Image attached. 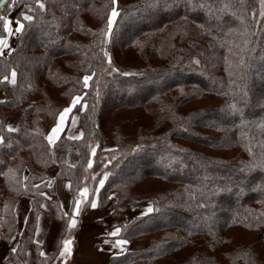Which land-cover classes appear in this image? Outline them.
<instances>
[{
  "label": "trees",
  "instance_id": "16d2710c",
  "mask_svg": "<svg viewBox=\"0 0 264 264\" xmlns=\"http://www.w3.org/2000/svg\"><path fill=\"white\" fill-rule=\"evenodd\" d=\"M41 2L44 9L36 0H16L11 10L12 0L0 5V14L15 20L21 12L33 16L23 21L9 53L0 55V243L12 239L17 201L30 202L28 225L8 260L22 264L28 249L40 251L33 242L37 215L48 214L61 225L54 253L62 247L71 212L64 217L53 199L52 170L56 180L69 183L74 207L79 189H88V160L97 155L91 149L112 143L117 150L108 153L118 155L134 140L136 151L119 155L114 171H100L84 205L90 208L99 179L108 172L97 208L106 206L112 192L118 194V213L146 201L154 208L121 222L119 237L136 247L110 264H264L260 0H208L216 8L233 5L227 13L217 12L220 19L183 4L149 8L148 0ZM112 7L119 16L104 44ZM85 75L92 77L88 89ZM77 96L84 99L69 119L78 116L80 139L63 135L51 146V128ZM233 102L242 114L227 110ZM10 121L15 132L7 131Z\"/></svg>",
  "mask_w": 264,
  "mask_h": 264
},
{
  "label": "crops",
  "instance_id": "0c3cea01",
  "mask_svg": "<svg viewBox=\"0 0 264 264\" xmlns=\"http://www.w3.org/2000/svg\"><path fill=\"white\" fill-rule=\"evenodd\" d=\"M52 171L48 176V186L52 188V194L58 199L62 211L70 213L72 208V197L70 186L68 185L69 183L56 180V176H52ZM60 182L63 184L59 186V191L56 193V188ZM95 196L96 194H94V197ZM109 197H111V199L108 198L106 206L102 208H92L82 212L78 229L74 235L71 236L74 238L72 252L63 260V264H110L112 258L121 256L136 247L132 242L125 245L123 249L112 247L113 241L121 238L119 235L117 237H110L107 233L111 232L116 227L120 228L121 223L116 219L118 215L115 213L118 212L114 210L118 194L112 192ZM149 204L151 203H138L131 206L129 213L125 211L124 214L130 219L140 216V212L144 211ZM29 213V200L27 198L19 199L15 206L16 227L12 239L9 243H0V264H16L14 260H8V256L12 252V249L16 247L19 238L23 235L28 225ZM25 215L28 216L27 222L24 220ZM40 217L39 225L41 232L38 234L34 231L33 239L35 240L38 238L43 241V244L38 246L40 249L39 252L28 249L24 254L22 264H61L59 253H54L59 244L61 225L52 220L48 214H42ZM104 240H108L109 243L104 244ZM41 251H44V256H40L39 253ZM117 252L119 255H115Z\"/></svg>",
  "mask_w": 264,
  "mask_h": 264
},
{
  "label": "snow or ice",
  "instance_id": "6c2138e0",
  "mask_svg": "<svg viewBox=\"0 0 264 264\" xmlns=\"http://www.w3.org/2000/svg\"><path fill=\"white\" fill-rule=\"evenodd\" d=\"M5 3V0H0V5H3ZM112 5H116L117 0H111ZM36 4L40 9H44L45 5L44 3L41 2V0H36ZM181 4H183L186 8L192 10V9H196V8H200V9H206L207 13L211 18H215V19H220V16H217V12L220 13H227L229 12V10L232 8V4H224L222 7L220 8H216L214 4L209 3L208 0H203V2L197 3L195 2V0H148L147 3V7L149 8H154V7H166V8H171V7H179ZM16 5V0H12V3L8 4V9L11 10L15 7ZM25 7H27V5H25ZM260 15L264 16V0H260ZM234 14V13H233ZM119 16V13L116 10V7H112V10L110 12V14L107 17V24H106V30L104 32V40L103 43L107 44L109 42V38L112 37V35L114 34V24L115 21L117 20ZM20 17L22 18H17L15 21H13L10 17L0 14V22H2V30L6 35L0 36V54H2L4 49H7L9 47V42H8V38L12 35L15 34H20L24 28L25 25L23 23V21H32L33 20V16L27 14L26 12H21L20 13ZM199 27H204L203 25H200ZM247 40H244V43L247 44ZM104 56L107 57L109 59V63H111V57L109 56V53L107 51H104ZM261 60L264 61V56L261 57ZM196 63H199L198 61H195ZM242 62V61H241ZM118 71V69L116 68H112V72H116ZM124 75H130L129 73H124ZM16 76L17 73L15 70H13L11 72V77L12 83L16 82ZM5 80L8 79V77L4 78ZM83 87L85 89L89 88V81L92 79L91 76L89 75H85L83 78ZM97 96H99V90H97ZM246 95V94H245ZM84 99V97H74L71 101V104L68 107L63 108V110L59 113V117L57 119L56 124L51 128L48 136H47V140L48 143L50 145L54 144L56 142V139L58 138L59 134L63 131L65 125H66V121L69 119L72 110L74 107L77 106V104H79L82 100ZM3 101H0V103H2ZM84 107H87V105L85 104ZM84 107L80 108V111H84ZM227 110L231 113V114H235V113H241V108L238 105L237 102H233L231 104L227 105ZM72 121H73V125L75 124V117H71ZM261 128H264V122H261L260 125H258ZM7 131L9 132H15L17 129L13 128L11 125H7ZM75 139H80V136H76ZM4 140V137L2 135H0V143H2ZM133 151H136V149H133ZM91 153L92 155H95L96 153V148L93 147L91 149ZM115 157H113L114 159ZM92 159L89 158L88 160V166L91 167L92 166ZM109 173L108 172H104L103 174V178L99 179V184L96 187L95 191L98 193L100 191V188L103 187V185L105 184V180L107 179ZM43 183V181H42ZM37 185H33V188H37ZM87 193H88V189L87 188H80L79 189V194L80 197L83 199H87ZM40 196H44L45 193L44 192H40L39 193ZM83 199H75L74 201V207L71 208V216L70 218L67 219V229H73L76 227L78 221H77V215L80 212V208H81V204L83 202ZM109 199H111V197H109ZM90 204L92 208H96L98 206V202L97 199L95 197L91 198L90 200ZM40 208H44L45 205L43 203L39 204ZM154 212V208L151 204L147 205V207L145 208L144 211L140 212V216H146L148 214H151ZM64 217H69V213L68 212H64L63 213ZM41 217L39 215H37L35 217V220L37 222L36 224V233H40L41 232V228L39 225V221H40ZM24 220L25 222H27L28 220V216H24ZM121 233V228L116 227L114 228L111 232L107 233L108 236L110 237H117L119 234ZM35 244H37V246H39L40 244H43V241L40 239H35L33 241ZM74 243V238L71 236H68L67 238H64L62 240V247H60L59 249V256L61 258V264H63V260L69 256L72 252V246ZM104 244H108L109 241L108 240H104L103 241ZM129 243L128 240L126 239H115L112 243V247L113 248H120L123 249V247L125 245H127ZM17 251L16 248L12 249V252L15 253ZM40 256H44L45 253L44 251H41ZM115 255H119V253H115Z\"/></svg>",
  "mask_w": 264,
  "mask_h": 264
},
{
  "label": "rangeland",
  "instance_id": "374dc122",
  "mask_svg": "<svg viewBox=\"0 0 264 264\" xmlns=\"http://www.w3.org/2000/svg\"><path fill=\"white\" fill-rule=\"evenodd\" d=\"M12 16H13V13H12ZM11 19L13 20V21H15V19H14V17H11ZM18 34H15V35H12V36H10L9 38H8V42H9V47L7 48V49H4L3 50V52H2V54H0L1 56H5V55H7L9 52V48L11 47V45H13V43H14V39H15V37L17 36ZM191 45L195 48V49H197V50H200V51H202L204 48H203V46L202 45H200V44H198V43H191ZM120 61V60H119ZM121 61H122V59H121ZM122 63H123V61H122ZM257 70V69H256ZM256 70H254L255 72H257ZM4 99V95H3V93L0 91V101H2ZM59 117V116H58ZM72 117H75V124L73 125V121H72V119L70 118V119H68L67 121H66V125H65V127H64V129H63V131L59 134V136H58V138H60V137H62L63 135H67V136H69V137H76V136H79V134H78V128H77V115H74L73 114V116ZM58 119V118H57ZM57 119H56V122H57ZM56 122H55V124H56ZM54 124V125H55ZM8 125H11L12 127H13V125H14V127H15V123H13L12 121H10L9 123H8ZM13 127V128H14ZM168 129V127L166 126V127H164L163 129H161L159 132H158V134H160V133H163L164 131H166ZM57 138V139H58ZM57 139H56V141H57ZM54 144H52L51 146H53ZM136 147V144H135V142H134V140H130V141H127L125 144H124V146H123V149H121V150H119V151H116L117 152V154L118 155H112V154H110L109 155V153L108 152H112V151H115V150H117L116 148H115V146L112 144V143H105V144H99V145H96V153H97V155H96V157H94L93 159H92V161H93V163H92V166L91 167H89V170H87L86 171V182L84 183V186H86L87 185V187H88V191H89V193H90V195H91V193H92V189H93V185H94V180L96 179V177L97 176H99L98 174L100 173V171L101 170H103V169H105V170H107L109 173L110 172H112V171H114V169L117 167V165L119 164V161H120V158H121V156H119V155H121V154H124V153H126V152H128V151H131V150H133L134 148ZM72 163H74L73 161H74V158H75V156H76V154L75 153H73L72 154ZM118 156H119V159H118ZM54 157H55V159H57V157H56V154L54 155ZM113 157H115L114 159H113ZM117 157V158H116ZM55 174H56V169H54L53 171H52V176H55ZM102 178H103V176H102ZM64 183H67V182H64ZM63 183L62 182H60V183H58V187L56 188V193H58V191H59V186L60 185H62ZM86 184V185H85ZM99 184V183H98ZM69 185V184H68ZM70 186V185H69ZM96 195H97V193H95ZM72 197V196H71ZM97 196H95V198H96ZM77 198L78 199H82L81 197H80V194H79V196H77ZM53 199L55 200H57L58 201V199L57 198H55L54 196H53ZM89 200L88 199H83V202H82V204H81V208H80V212H79V214L77 215V221H78V223H77V225H76V227L75 228H73V229H67V233H66V235L64 236V238H67L68 236H73L74 235V233L77 231V229H78V226H79V223H80V217H81V215H82V212L83 211H86V210H88V209H92V207L90 206V208H87V209H85L84 210V205L88 202ZM50 202H51V198L49 197L48 199H47V201L45 202V204H46V208L48 209L49 208V204H50ZM147 202V201H146ZM117 203V202H116ZM151 203V202H150ZM72 204V203H71ZM136 205V204H135ZM115 207H116V205H115ZM131 208V207H130ZM130 208H124V209H122L119 213H115L116 215H118V217L116 218L117 220H119L120 221V223L121 222H126V221H128L130 218L128 217V216H126L125 214H124V212L126 211V212H130ZM114 210H115V208H114ZM71 214V213H70ZM63 238V239H64Z\"/></svg>",
  "mask_w": 264,
  "mask_h": 264
}]
</instances>
